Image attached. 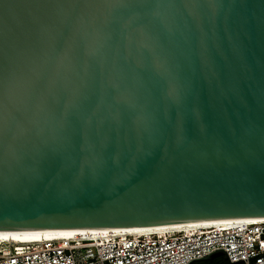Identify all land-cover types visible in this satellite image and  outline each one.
Segmentation results:
<instances>
[{"label":"water","instance_id":"95a60500","mask_svg":"<svg viewBox=\"0 0 264 264\" xmlns=\"http://www.w3.org/2000/svg\"><path fill=\"white\" fill-rule=\"evenodd\" d=\"M241 219H264V0H0V232Z\"/></svg>","mask_w":264,"mask_h":264},{"label":"built area","instance_id":"2783aa9c","mask_svg":"<svg viewBox=\"0 0 264 264\" xmlns=\"http://www.w3.org/2000/svg\"><path fill=\"white\" fill-rule=\"evenodd\" d=\"M1 246L0 264H191L220 250L231 264H264V221L241 219L194 231L108 232Z\"/></svg>","mask_w":264,"mask_h":264},{"label":"bare ground","instance_id":"6f19581e","mask_svg":"<svg viewBox=\"0 0 264 264\" xmlns=\"http://www.w3.org/2000/svg\"><path fill=\"white\" fill-rule=\"evenodd\" d=\"M231 220L225 221H217V222H206V223H192V224H183V225H156L149 227H139L132 228L129 230H109V231H33V232H23V233H15V232H0V248L3 243L6 244H23V243H31V242H40L42 240H52L59 238H73L74 236H86V235H98V234H106L108 232H114L119 234H164L170 233L172 231H194L199 227L204 226H214L217 224H226ZM251 222L264 221V219L256 220L251 219L248 220Z\"/></svg>","mask_w":264,"mask_h":264},{"label":"trees","instance_id":"16d2710c","mask_svg":"<svg viewBox=\"0 0 264 264\" xmlns=\"http://www.w3.org/2000/svg\"><path fill=\"white\" fill-rule=\"evenodd\" d=\"M191 264H231V263L228 262L225 256L216 255L209 260H202V261L199 260ZM237 264H240V263H237Z\"/></svg>","mask_w":264,"mask_h":264}]
</instances>
